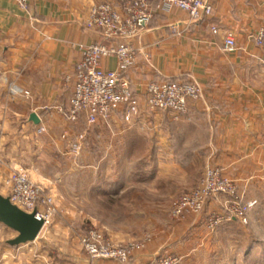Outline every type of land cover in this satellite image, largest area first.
Masks as SVG:
<instances>
[{
  "label": "crops",
  "instance_id": "1",
  "mask_svg": "<svg viewBox=\"0 0 264 264\" xmlns=\"http://www.w3.org/2000/svg\"><path fill=\"white\" fill-rule=\"evenodd\" d=\"M102 2L123 12L127 0H30L28 9L16 0H0V168L27 169L35 181L48 185L57 207L62 200L80 199L88 188V201L117 199L123 201L124 211L166 217L167 221L160 220L165 225L170 222L171 201L196 187L207 165L218 166L234 180L235 196L210 197L201 214L161 226L158 235L127 262H94L152 264L159 255L172 252L182 258V264H203L204 258L196 252L211 248L217 231L207 227L210 214L218 212L224 218L218 232H230L234 224L226 218L231 202L247 203L254 197L253 187L261 184L264 48L253 35L264 26V0H209L212 14L197 20L178 10L156 13L130 40L136 64L128 76L147 116V127L126 126L121 115L114 114L109 125L99 122L91 127L79 161L71 162L70 143L88 126L84 118L77 124L70 122L63 111L74 85L73 78H66L83 56L81 45L110 42L98 29L86 26L90 8ZM228 33L236 39L232 51L223 48ZM103 65L116 68L115 57L105 59ZM155 80L196 81L203 95L191 100L188 114L179 118L169 112L149 113L146 85ZM11 83L31 95L12 96ZM33 113L38 122L31 120ZM41 125L46 131L38 133ZM89 152L95 158L110 153L113 159L88 164ZM128 154L131 160H125ZM49 165L55 170L66 168L70 174L90 166L100 175L73 178L70 181L78 188L67 191L63 185L69 179L63 173H46ZM204 233L206 242L200 238ZM58 248L66 246L62 243ZM77 255L75 251L66 261L61 259L64 263L56 258L50 261L78 264Z\"/></svg>",
  "mask_w": 264,
  "mask_h": 264
},
{
  "label": "built area",
  "instance_id": "2",
  "mask_svg": "<svg viewBox=\"0 0 264 264\" xmlns=\"http://www.w3.org/2000/svg\"><path fill=\"white\" fill-rule=\"evenodd\" d=\"M21 8L28 9L30 0H16ZM127 0L125 10H118L110 2L93 5L86 20L88 28L98 29L106 42H94L81 45L83 56L75 66L73 75V90L69 99V106L64 109L67 119L72 123H79L84 118L88 130L79 132L70 143V152L80 155L83 145L90 138V129L102 122L110 124L114 114L119 113L126 126H137L144 130L147 116L142 109L139 97L132 87L128 72L136 64V50L130 40L137 36L151 22L156 13H170L173 10L185 12L190 20L208 17L213 12V5L209 0ZM177 17L179 14H175ZM254 42L264 48V26L253 35ZM236 39L228 33L223 48L226 51L236 49ZM115 57L116 68L111 69L103 65L107 58ZM9 91L12 96L31 95L29 90L11 83ZM203 90L196 81L162 80L150 81L146 85L145 110L149 113L169 112L175 118L187 115L189 102L202 97ZM264 128V121H263ZM46 131L41 125L38 133ZM262 148L264 151V133ZM10 200L26 211H37V216L50 222L55 210L54 197L44 194L43 188L33 182L25 168H16L7 178ZM236 195V184L233 179L222 173L218 166L208 165L200 180L199 186L184 195L174 203L173 216L178 220H185L191 215L201 213L206 201L215 195ZM256 201H248L244 205L231 202L228 207L232 213L229 219L238 217L242 222L248 220V212ZM217 216L208 224L213 229L215 224L222 221ZM81 244L88 255L87 264H94L98 259H115L126 261L138 245L131 248L114 243L103 232L92 229L82 237ZM157 264H182L179 256H165L158 259Z\"/></svg>",
  "mask_w": 264,
  "mask_h": 264
},
{
  "label": "rangeland",
  "instance_id": "3",
  "mask_svg": "<svg viewBox=\"0 0 264 264\" xmlns=\"http://www.w3.org/2000/svg\"><path fill=\"white\" fill-rule=\"evenodd\" d=\"M94 155V152L91 154L90 152L88 153V164L91 163V161L100 160L102 158L103 160L113 159L110 153H99L96 158L93 157ZM130 155L132 154L125 155V160H131L132 158H130ZM80 157L81 154L78 156L71 155L69 159L71 162L73 159L74 162H77ZM1 164L3 163L1 162L0 165ZM89 167L90 166H88V169H78V171L74 172L76 173L74 175V173H66V168L59 167L61 170H55L54 167L49 165L48 169H46V173L50 175L54 172L65 174L69 181L66 183V186L63 185V187L65 190L69 191L72 188H78V186L73 185V182L70 181L73 178L75 179L83 176L85 180H89L100 175V170H98V173H94ZM15 169L16 168L10 170L9 168V170H3L0 168V189L2 190L1 194L4 196L9 197L7 178ZM27 173L33 182L43 188L44 194L52 195L47 189L49 188L48 185L44 186L35 181L28 171ZM259 177L261 184H257L253 187L252 194L254 197L250 201H256V203L248 212V220L242 222L238 217H234V219L236 218L234 222L233 218L229 219L232 213L228 210L230 215L228 214L226 219L233 222V229H231L230 232H218V228L221 225L220 223L215 224L214 228L217 227V231L211 248L196 252L197 256L204 258L203 264H264V168H262V173ZM200 180L196 187L181 193L171 201L168 214V220H170V222L168 221L165 225H163L160 220L167 221L166 217H150L142 214L140 215L138 212L133 214L131 211H124L123 201L117 199L88 201V188L80 193V199L70 198L62 200L58 202V207L55 197L52 195L54 197L55 210L51 216L50 222L44 225V228L35 241L18 246L10 245L8 241L15 238L17 232L0 222V264H51V258H56L57 261L64 263L62 260L66 261L68 255L71 256L72 253L75 254V251L78 254L77 256L79 258L81 257L80 263L78 264H87V262H89L88 255L81 244V240L82 237L89 234L92 229L103 232L107 237L113 240L114 243L126 246L127 248L138 245L139 248L134 249L130 254L131 256L133 252L144 248L146 243L151 241L154 235H158L157 233L159 232L157 229L161 226H166L170 223L171 225L179 224L186 221L189 217L194 216L191 215L183 221L178 220L173 216L174 203L181 195L195 190L199 186ZM72 197L74 198L75 196L73 195ZM235 202L240 205L246 204V202L242 200H235ZM217 216H221V214L218 212L210 214L207 227ZM54 224L58 226L53 229ZM209 229L212 230L211 228ZM153 232L156 234H153ZM205 233L201 235V239L204 238L203 236H205ZM121 236L126 237V239L120 240L117 238ZM205 239L203 240L206 242ZM62 243H64L66 248L59 249L58 246ZM73 256L75 255H72V257ZM130 256L124 262H127ZM165 256L179 255L172 252H165L159 255L152 264H157L158 259ZM98 260L123 262L115 259Z\"/></svg>",
  "mask_w": 264,
  "mask_h": 264
},
{
  "label": "water",
  "instance_id": "4",
  "mask_svg": "<svg viewBox=\"0 0 264 264\" xmlns=\"http://www.w3.org/2000/svg\"><path fill=\"white\" fill-rule=\"evenodd\" d=\"M38 122L37 114L30 116ZM0 222L17 232V236L8 243L12 246L35 241L45 225V220L37 216V211H26L14 204L8 196L0 193Z\"/></svg>",
  "mask_w": 264,
  "mask_h": 264
},
{
  "label": "trees",
  "instance_id": "5",
  "mask_svg": "<svg viewBox=\"0 0 264 264\" xmlns=\"http://www.w3.org/2000/svg\"><path fill=\"white\" fill-rule=\"evenodd\" d=\"M234 219V218H233ZM235 220H236V218H235Z\"/></svg>",
  "mask_w": 264,
  "mask_h": 264
}]
</instances>
